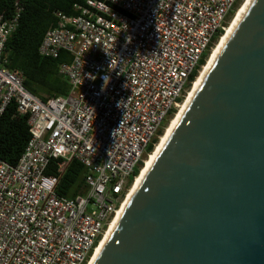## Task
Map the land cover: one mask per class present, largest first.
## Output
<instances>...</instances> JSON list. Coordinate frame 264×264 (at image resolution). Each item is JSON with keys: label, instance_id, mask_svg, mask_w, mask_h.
<instances>
[{"label": "built area", "instance_id": "obj_1", "mask_svg": "<svg viewBox=\"0 0 264 264\" xmlns=\"http://www.w3.org/2000/svg\"><path fill=\"white\" fill-rule=\"evenodd\" d=\"M243 2L86 0L78 17L55 13L38 53L70 56V91L45 103L8 69L18 14L0 17V120L13 104L31 136L16 166L0 160V264H88ZM72 162L85 192L67 199L56 189Z\"/></svg>", "mask_w": 264, "mask_h": 264}, {"label": "water", "instance_id": "obj_2", "mask_svg": "<svg viewBox=\"0 0 264 264\" xmlns=\"http://www.w3.org/2000/svg\"><path fill=\"white\" fill-rule=\"evenodd\" d=\"M95 264H264V0L237 25Z\"/></svg>", "mask_w": 264, "mask_h": 264}, {"label": "trees", "instance_id": "obj_3", "mask_svg": "<svg viewBox=\"0 0 264 264\" xmlns=\"http://www.w3.org/2000/svg\"><path fill=\"white\" fill-rule=\"evenodd\" d=\"M85 1L0 0V17L9 20L18 14L17 28L7 43L8 69L14 73H21L25 90L43 103L69 94V83L59 75V67L62 64H69L71 58L63 52L56 60L43 58L38 53L39 47L44 36L56 28L55 13L69 18L78 17L80 13L75 7L84 6ZM17 10L20 12L17 13ZM221 34L219 32L217 38ZM204 65L202 61L201 66ZM158 136H162V131ZM30 137L27 118L18 116L14 105L11 104L0 120V160L9 166H16ZM157 143L158 140H155L153 145ZM152 151L153 146H150L148 153L151 154ZM52 166L46 170L47 176L54 175ZM137 175L138 172H135L136 177ZM84 179L83 167L76 162L70 163L59 180L57 196L74 199L83 195Z\"/></svg>", "mask_w": 264, "mask_h": 264}, {"label": "bare ground", "instance_id": "obj_4", "mask_svg": "<svg viewBox=\"0 0 264 264\" xmlns=\"http://www.w3.org/2000/svg\"><path fill=\"white\" fill-rule=\"evenodd\" d=\"M252 3H253V0H244L242 5L239 7V9L234 14V16H233L228 28L226 29L225 33L220 37V39L218 40V42L216 43V45L212 49L211 53L209 54L208 59L206 60L205 65L203 66L202 70L199 72L198 77L194 81V84L192 85L191 90L188 92L187 96L181 102V104L177 108V112L174 114L172 119L169 121L167 127L164 129V131H163L164 133L159 138V141L156 144L152 153L149 155V158L146 159L145 164H144L140 174L136 178V180L132 186V189L127 196L125 203L121 207L120 211L117 212L114 221L112 222L109 229L106 231L103 238L101 239V241L97 245L95 252L93 253L88 264H95L96 260L98 259L99 255L101 254L103 248L105 247L106 243L108 242L110 236L112 235L116 225L118 224L122 214L124 213V211H125L126 207L128 206L130 200L132 199L133 195L135 194V192L139 188L140 184L142 183V181L144 180V178L148 174L149 170L153 166L156 158L159 156V154L162 151L167 140L169 139L172 132L176 128L179 120L181 119L182 115L186 111V109H187L188 105L190 104V102L192 101L194 95L196 94V92L200 88L202 82L204 81L208 72L212 68L214 62L217 60L221 51L225 47L227 41L231 37L232 33L234 32L237 25L239 24V22L241 21L243 16L246 14L248 8L251 6Z\"/></svg>", "mask_w": 264, "mask_h": 264}, {"label": "clouds", "instance_id": "obj_5", "mask_svg": "<svg viewBox=\"0 0 264 264\" xmlns=\"http://www.w3.org/2000/svg\"><path fill=\"white\" fill-rule=\"evenodd\" d=\"M253 2L255 3V0H253ZM102 79L104 80L105 85H106L109 82L110 78L106 76V77H103Z\"/></svg>", "mask_w": 264, "mask_h": 264}, {"label": "rangeland", "instance_id": "obj_6", "mask_svg": "<svg viewBox=\"0 0 264 264\" xmlns=\"http://www.w3.org/2000/svg\"><path fill=\"white\" fill-rule=\"evenodd\" d=\"M239 9V8H238ZM202 70V69H201ZM168 125V124H167ZM167 127V126H166ZM164 133V132H163Z\"/></svg>", "mask_w": 264, "mask_h": 264}]
</instances>
